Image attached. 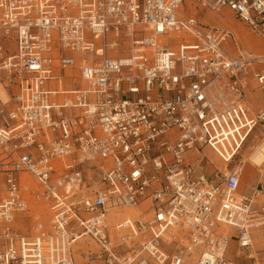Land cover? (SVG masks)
<instances>
[{
  "label": "built area",
  "instance_id": "obj_1",
  "mask_svg": "<svg viewBox=\"0 0 264 264\" xmlns=\"http://www.w3.org/2000/svg\"><path fill=\"white\" fill-rule=\"evenodd\" d=\"M208 12L264 40V0H0V264H264V183L229 167L264 54Z\"/></svg>",
  "mask_w": 264,
  "mask_h": 264
},
{
  "label": "rangeland",
  "instance_id": "obj_2",
  "mask_svg": "<svg viewBox=\"0 0 264 264\" xmlns=\"http://www.w3.org/2000/svg\"><path fill=\"white\" fill-rule=\"evenodd\" d=\"M180 11H182V7L180 9ZM220 16H222L223 18H226V17H231L228 13L222 15V14H219ZM220 16H218V13L217 15L213 14L212 12H208L206 14V19L209 21V22H219L221 24H225ZM233 19V18H232ZM234 21V24L236 26H239L240 25V22L238 21ZM239 31L243 34V37L247 43V47L251 48L252 46L256 45L257 44V41L260 43L261 46H264V41L261 40V39H258L255 37H252L251 38L255 41L253 42H248L247 40V36H244L246 34V31H243L242 29H239ZM249 31V30H248ZM250 32V31H249ZM251 33V32H250ZM252 34V33H251ZM253 36H258V35H255V34H252ZM259 37V36H258ZM263 42V43H261ZM253 50H255V48H251ZM256 86V87H255ZM263 87V89H262ZM260 86L258 84V86L255 84L254 86H252V88H254V92H252L254 95H255V98L256 96H258V100L257 102L254 103V105L252 104L253 102V99H255L254 97L251 98L250 100H248V103L251 102V111L253 113H256L260 110H264V86ZM250 95V94H248ZM248 99H249V96H248ZM250 105V104H249ZM264 128L263 126L261 125H258L252 132L249 133V135L247 136V139L243 145V148H242V151H241V155L238 156L230 165L229 167H234L236 165H240V166H244V168L248 171V174L246 173L245 169L243 168V175H242V185H241V192L242 193H245V194H248L252 191V189L257 185V184H261V183H264V170L258 168V167H255L251 164V161H250V154L254 151L255 147L257 146V144H259L260 140L261 139H264ZM206 148H209V147H206ZM205 148V149H206ZM204 149V150H205ZM203 150V152H204ZM209 155L210 157L212 158V161L215 162V163H218V167H222L224 165L227 164V162H224L213 150H211L209 148ZM248 160V161H247ZM226 163V164H225ZM202 164L204 165V170L212 175L214 172H215V168L212 164L209 163V159L207 158V156H205V159L204 161L202 162ZM220 170H224V168H219ZM261 172V173H260ZM29 178H31V185L29 186L30 188H36L37 186V183L36 181L34 180V178H32L31 176H27ZM46 207L43 208V215H39L41 216L42 220L43 221H48L49 219V215H48V212H49V209L47 208L48 204H44ZM128 211L126 212H123L124 214L127 213ZM35 212H32V214H34ZM41 213V212H40ZM48 215V216H46ZM40 218V219H41ZM29 222L27 223L28 225V229L32 226V223H35L37 221V218L36 217H33L31 219L28 220ZM34 225V224H33ZM195 258V254H189L187 256V264H192V260ZM239 259V264H251V261L249 260H246L242 257L238 258Z\"/></svg>",
  "mask_w": 264,
  "mask_h": 264
},
{
  "label": "bare ground",
  "instance_id": "obj_3",
  "mask_svg": "<svg viewBox=\"0 0 264 264\" xmlns=\"http://www.w3.org/2000/svg\"><path fill=\"white\" fill-rule=\"evenodd\" d=\"M185 9H186V7H184ZM194 8V10H195V7L194 6H192V7H189V12H192V9ZM213 14H215V15H217V13H214V12H212ZM230 15V14H229ZM218 16H220L219 14H218ZM231 16V18H233L232 17V15H230ZM220 18H221V20L223 21V19H222V17L220 16ZM233 20H235V21H238V20H236V19H234L233 18ZM224 23H225V21H223ZM239 22V21H238ZM226 24V23H225ZM242 24V23H241ZM230 26V25H229ZM245 26V25H244ZM230 27H232V26H230ZM246 27V26H245ZM234 30H236L234 27H232ZM239 28L240 29H242L243 31H246V34L244 35V36H247V40H248V42H253V41H255V40H253L252 38H251V36L252 37H254V39H255V37L256 38H258V36H253L246 28H243L242 26H240L239 25ZM261 40H263L261 37H259ZM258 38V39H259ZM264 41V40H263ZM261 43H263V42H261ZM247 44V43H246ZM261 46V45H260ZM262 48L261 49H264V46H261ZM252 48H254V46H252ZM263 52V51H262ZM260 54H262L261 52H259ZM258 54V53H257ZM0 97L2 98V100L3 101H7V100H9V96H8V93L0 86ZM264 138V137H263ZM193 157H194V159H196V158H198L199 156H198V154L199 153H197L196 151H193ZM201 155H202V157H203V161H204V159H205V156H207V158L209 159V163L210 164H212L213 166H214V168H215V170H216V168H224V170H225V168L228 166V163L226 164V165H224V166H222V167H218L217 166V164H215L213 161H212V158L210 157V155H209V148H206L205 150H204V152L203 153H201ZM248 161V160H247ZM250 161H251V164L253 165V166H255V167H258V168H260L261 170L263 169L264 170V139H261L260 140V142H259V144H257V146L255 147V149H254V151L250 154ZM199 162H200V159L199 160H196L195 161V163L196 164H199ZM243 168H244V166H243ZM247 174H248V172H246ZM27 176H29V175H24V181H25V184H26V186L28 185V187L31 185V178H29V177H27ZM31 182V183H30ZM33 184V183H32ZM32 186V185H31ZM30 188V187H29ZM36 189H38L37 187H36ZM46 206L44 205V204H41L40 203V201H37V200H33L32 202H31V204H29V213H32V212H35L34 214H37V215H43V208H45ZM47 208H48V206H47ZM49 209V208H48ZM133 210H134V212H133ZM126 211H128L127 213H125V214H129V215H134V214H136V213H139V211H138V209H126ZM41 212V213H40ZM48 214H49V212H48ZM124 214V213H123ZM25 215V214H24ZM46 216H48V215H46ZM42 219V218H41ZM18 224H19V226H21V227H23V229H28V226H27V220H26V218H24L23 216H21V219H20V221H18ZM113 232H115V230L113 229ZM253 232L255 233V240H254V253L253 254H258V251H263V254H264V228H255L254 230H253ZM225 233L226 234H228V235H231V234H233V229L232 228H230V227H226L225 228ZM235 243H232L231 245H230V248H229V252H231V250H232V248H235ZM193 254H195V258L192 260V264H195V261H196V258H197V254L194 252ZM192 254V255H193ZM242 254V252H238L237 253V256H240ZM234 256V255H233Z\"/></svg>",
  "mask_w": 264,
  "mask_h": 264
},
{
  "label": "crops",
  "instance_id": "obj_4",
  "mask_svg": "<svg viewBox=\"0 0 264 264\" xmlns=\"http://www.w3.org/2000/svg\"><path fill=\"white\" fill-rule=\"evenodd\" d=\"M192 11L193 12H195V10H194V8L192 9ZM222 17V16H221ZM222 19H223V21H225V23L226 24H224V25H227V26H232V27H234L236 30H234L232 27H230L231 29H233L235 32H236V34H237V36H239V38L241 39V42H242V44H243V46H244V48H245V51L246 52H248V53H250V54H252L253 56H258V55H262V54H264V49H261L262 47L260 46V43L257 41V44L256 45H254V48H255V50H253V49H251V48H249V47H247L246 45V41H245V39H244V37H243V34L239 31V26H236L235 24H234V21H233V19L231 18V17H226V18H223L222 17ZM213 23H216V24H221V23H219V22H213ZM240 26H242L243 28H246L245 26H244V24L242 23L241 24V22H240ZM247 29V28H246ZM248 30V29H247ZM259 38V37H258ZM260 39V38H259ZM263 51V52H262ZM259 52H261L262 54H260ZM258 53V54H257ZM233 55H237V52H233ZM257 85L258 86V83H257V81L255 80V79H253L252 81H251V88H250V91H249V94L250 95H248L249 96V99L247 98V103H248V100H250L251 98H255V95L252 93V92H254L255 90H254V88H252V86H254V85ZM256 87V86H255ZM262 89H263V87H262ZM258 96H256V98L255 99H253V102H252V104L254 105V103L255 102H257V100H258V98H257ZM250 104V105H249ZM248 105H249V107L251 106V102H249L248 103ZM251 108V107H250ZM215 163V162H214ZM215 164H218V163H215ZM226 164V163H225ZM218 166V165H217ZM245 169V168H244ZM245 171L246 172H248L246 169H245ZM261 173V172H260ZM264 174V173H263ZM133 212H134V210H133Z\"/></svg>",
  "mask_w": 264,
  "mask_h": 264
}]
</instances>
